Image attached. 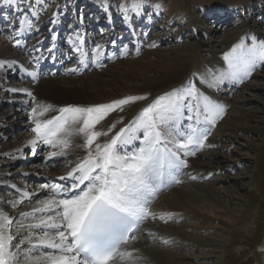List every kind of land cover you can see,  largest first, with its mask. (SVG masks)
I'll return each instance as SVG.
<instances>
[{
	"label": "snow or ice",
	"instance_id": "snow-or-ice-1",
	"mask_svg": "<svg viewBox=\"0 0 264 264\" xmlns=\"http://www.w3.org/2000/svg\"><path fill=\"white\" fill-rule=\"evenodd\" d=\"M0 2L9 7L16 5L14 11L20 12L16 37L33 30V18H38V13L29 16L19 8L17 0ZM35 3L43 4L44 0H35ZM118 7L125 23L146 11L145 0H127ZM50 23L55 25L58 20L53 18ZM251 39V45L241 42L225 53L226 69L209 73L201 83L219 88L225 82H242L258 67L264 66V40ZM52 40H56L55 35ZM68 42L75 52L86 55L82 47L84 38L79 32L69 36ZM14 43L20 45L21 41L15 39ZM101 47L96 45L94 59L102 54ZM6 63L0 61V69L5 68ZM79 63L83 64L84 60ZM28 75L34 82L39 78L37 71L28 72ZM7 91L23 92L35 104L31 107V116L35 118L31 131L35 135L28 141L33 149L42 143L59 149L52 152L50 158L63 157L73 147L72 138L82 136L80 147L86 154L59 177L64 183L41 185V188L50 189L51 195L40 207L20 213L26 219L36 213L49 215L35 218L28 224L16 221L13 233L15 218L0 209V264H115L117 260L133 258L134 249H122L130 240L137 239L136 233L146 219L157 218L150 211L152 198L162 185L181 183L178 176L181 169L188 166L185 158L195 155L193 148L205 147L211 134L205 125L215 126L226 112L223 104L201 92L195 81L189 80L180 88L158 96L129 122L119 121L122 126L118 129L112 124L106 131H99L96 125L111 112L146 97L128 96L87 107L67 105L56 110L58 114L40 119L53 110L52 105L37 102L28 89ZM185 121L194 123L185 124ZM101 136L109 138L100 143ZM190 178L196 179L195 176ZM22 202L7 203L16 207ZM158 218L164 219V216ZM22 230L37 231L35 235H21Z\"/></svg>",
	"mask_w": 264,
	"mask_h": 264
},
{
	"label": "rangeland",
	"instance_id": "rangeland-1",
	"mask_svg": "<svg viewBox=\"0 0 264 264\" xmlns=\"http://www.w3.org/2000/svg\"><path fill=\"white\" fill-rule=\"evenodd\" d=\"M123 3H127V0H44L43 4L35 3V0H19L18 5L21 10L27 12L29 15L31 13H38V18H33L35 28L29 31L20 45H15L14 43V40L18 39L15 37V29L18 27L16 21L20 18V12L14 11V8H16L14 5H12L13 8H11L7 14L0 11V16L3 14L7 15V18L3 19V21V17L1 16L2 22H0V27L10 40L8 42L10 45L9 53L15 54L17 61L22 62L30 71H36L39 68V72H42V69L45 67L50 69L59 67L60 70L76 68L77 71L74 72V74H89L94 70L98 71V69L102 72V68L109 70V66L112 64L121 66L120 59L133 61L134 67L138 71L140 69H145L147 71V76L145 77L147 79L137 74L131 75L129 70L123 72L124 74H121V79L124 80L125 78L126 84L130 87L128 88L130 91L124 92L120 94V96L110 99L107 102L61 103L60 107L67 105L87 107L110 103L128 96L146 97V99L131 102L124 105L122 109L111 112L104 119L106 120L105 125L100 124L103 120L96 125V130L99 131H106L112 124H116V127L120 125L119 121L124 120V116H122L123 111L130 113L135 112L131 117L132 120L144 107L152 103L158 96L169 93L173 89L180 88L189 80H194L197 88L206 94V89L198 82L200 79L199 77L203 75L200 69L204 62L210 60L211 57L217 56L223 59L225 53L230 52L234 46L241 42L246 45H251L253 43L251 37H256L257 41L264 40V0H145L146 11L144 14L133 16L129 23H125L123 15L118 7L119 4ZM1 6L4 5L1 4ZM105 9H107V11H105ZM54 13L56 14L55 17L53 16ZM67 17H69L67 19L69 21L66 20ZM53 18L57 19L58 23H63L60 25H58V23L53 25L50 23ZM81 20H83V23H81ZM42 22L45 23L42 24ZM90 22H93V25L89 26L91 24ZM40 28L41 30L43 29L44 32L43 30L40 31ZM133 28L135 29L134 31ZM77 32L87 40H84L82 46L86 54L84 56L75 52L68 42L69 36H73ZM59 34L60 39L58 41L59 45L57 46L59 55L57 60L55 59L56 57H53L55 53L52 51L49 52L48 49L51 48L53 43L52 36L55 35L58 37ZM45 35H49V40L45 39V41H43L44 39L42 37H45ZM39 40H41V42H39ZM113 41H115V43H113ZM96 45L102 46V54L98 59H94ZM152 45L155 46L153 47ZM214 46H216L218 51L212 53ZM146 50L149 52L148 54L145 52ZM37 58H39V61H37ZM81 59L84 60V63L93 65L88 66V69L83 71L82 65L79 63ZM139 59L141 60L140 65L136 62ZM147 59L153 60L154 63H149ZM38 62L39 64L41 63V65L36 68L34 64ZM97 65L99 68L96 67ZM263 68L264 66H260L259 70ZM47 71H49V69L45 72ZM252 73L242 82H235L237 83L238 89L244 82H248V79L250 80L255 77ZM21 78L22 75H20V71L14 69L9 70L6 73V77L3 78L1 82L6 85L7 80L15 82L17 79ZM23 81H25V83H32L28 78H25ZM15 86L17 88H22L19 84ZM221 86L224 91L223 94L221 93L223 96L226 95V92L232 95L236 89V87L229 88L224 85ZM254 96L255 98L250 99L252 102L251 104L254 105V113L257 119L261 121L260 125H263L264 91L257 90L255 94L250 95V97ZM2 102L3 104L0 105V111L5 114L3 126L6 125L7 130L6 133L2 134L1 132L4 130L0 129V139L5 137L7 140H16L19 136L18 132L21 128V120H25V116L28 118L31 116L32 101L26 106H22L16 101L12 102L10 113H6V101L3 100ZM227 110L229 109L227 108L226 111ZM187 123L189 122L185 121V124ZM30 124L32 128L34 122L30 121ZM215 126H212L213 128L210 130V136L216 129ZM207 127L210 128L209 125ZM263 137V129L254 128L247 133H237L236 136L231 139L230 144L232 143V145L227 153L228 155L232 152L233 154H238L237 151L241 154L248 153L247 155L249 158H247L246 154L242 155L241 157L244 159L233 166V169L228 166L221 172L213 171L207 175L208 177L205 181L210 183L218 181L219 179L215 178L221 177L224 174L235 177L245 168L254 175L255 188H250L252 185L248 178L240 180L231 178L226 184H222L225 189L227 188L229 193L232 192V194H234L236 191V193L238 192L241 194L246 199V207H241L240 211L235 210L236 214L240 216V220L235 224L231 221L229 225H224V222L216 220L214 223L216 226H223L227 230L223 231L215 227L217 233H220L219 236H216L219 238V241L214 240V242L219 244L217 246L218 252L212 253L206 248V251L203 253L207 255V258L205 257L207 261H203L202 264H264ZM81 138L83 140L82 136ZM108 138L109 137L101 136L98 142L103 143ZM260 139L263 141H261L262 143L258 147L248 146L249 141L250 143H256ZM42 146L43 144L40 143V147L35 151H33L30 146L25 147L20 153L18 161L8 166L3 165L1 169H5L8 172H15V170L22 169L27 165H33L39 161H43L47 164L51 162L50 164H55V169L67 173L68 170L75 165L69 154L64 157L59 156L50 158L49 154H44L46 148H42ZM193 150L195 151L194 156L202 152L200 148H193ZM33 153L36 155H32ZM84 154H86L85 150ZM250 156L254 158H250ZM186 168H188V166ZM184 169L185 168L181 169L180 174L184 175ZM16 176L17 179L25 180L26 182L29 180L23 175L15 172L13 178ZM186 181L187 180H184L183 183H186ZM31 183L32 185L27 191L32 194L39 184V181H32ZM8 190L12 191V189H9L7 186H0V193H7L6 191ZM223 194L224 193L221 192L219 196L223 201H226L230 208L233 207V202H238L236 199L228 198V196L224 197ZM34 197L35 196L31 198ZM35 198L36 199L32 200L23 197L22 206L18 207V210L36 202L38 197ZM162 203L163 199H161L159 203L156 202L155 199V201L151 202L150 211L156 214L157 209ZM158 219L159 218L152 219L149 217L146 219L145 225H143L146 226L153 222L160 221ZM225 220L228 222L227 219ZM162 221L164 224H170L172 226L178 225V223L170 222V220ZM22 222L28 224L31 220H24ZM12 231L14 230L12 229ZM30 231L33 232L34 230ZM186 231L189 232L188 230ZM138 234L136 236H138ZM173 241L177 243L174 239ZM157 244L158 243H156V245ZM193 255H195V253H193Z\"/></svg>",
	"mask_w": 264,
	"mask_h": 264
},
{
	"label": "bare ground",
	"instance_id": "bare-ground-1",
	"mask_svg": "<svg viewBox=\"0 0 264 264\" xmlns=\"http://www.w3.org/2000/svg\"><path fill=\"white\" fill-rule=\"evenodd\" d=\"M18 2L19 0H17V3ZM1 4L3 3H0V11H3L5 14L13 8L11 6L9 9V6H1ZM5 14L1 15L3 17L2 21L7 18V15ZM31 15L32 13L29 16ZM1 16L0 22H2ZM68 18L69 17H67L66 20ZM44 23L45 22H42V24ZM62 23L63 22H59L58 25ZM90 23L91 24L89 26L93 25V22ZM42 30L40 28V31ZM134 30L135 29L133 28V31ZM28 33L29 31L17 38L22 42L23 38H25ZM48 36L45 35V37H42L44 39L43 41L48 39ZM59 39L60 34L56 37V40L53 41L51 46L52 52L55 53V56L53 55V57H56L55 59L57 60L59 55V52H57ZM84 40L86 39L84 38ZM9 41L10 40L0 27V61L7 62L5 64V68L0 69V105L3 104V100L6 101V113L11 112L10 108L12 107V102L16 101L22 106H26L28 103H24V101H28L29 103L32 101V98L26 96L23 92L13 93L7 91V89L10 88H17L15 86L17 84L22 86V88L17 89L30 90L35 96L37 102L53 106L52 111L47 113L44 117H40V119H46L58 114L56 110H58L61 103L64 102L102 103L118 97L124 92H129L130 90L128 88L130 87L126 84L125 78L124 80L121 79V74H124L123 72L126 70H129L131 75L137 74L142 78L147 76V71L145 69H140L138 71L135 69L133 61L123 60L120 58L118 59H120L119 61L122 64L121 66L112 64L109 66V70L102 68V72L98 69V71L94 70L89 74H74V72L69 71L70 69L60 70L59 67H53V69L45 67L42 69L43 71L40 70L42 72H39L38 67L41 63L39 64L38 62L37 64L35 63L34 66L38 68L39 78L34 82L33 78L28 75V72L31 71L28 70L22 62L17 61L15 54L9 53ZM39 42H41V40H39ZM53 44L55 47H53ZM217 51L216 46H214L212 53ZM145 52H147V50ZM148 53L149 52H147V54ZM147 60L149 63H154L151 59ZM13 61L16 63L13 64L11 68H8L7 64L12 63ZM136 62L139 65L141 64L140 59ZM81 65L84 71L88 69V66L93 64L88 65L87 63H83ZM96 67L99 68L98 65ZM259 68L260 67L252 73L255 77L250 80L248 79V82H244L239 89L237 88V83L235 82H225L222 84L229 88L236 87L235 92L232 95L229 92H226V95L223 96L221 95V93L223 94L224 92L222 86L219 88H209L205 83H201V81L204 80L209 73L226 69L224 60L221 57L219 58V56L211 57L210 60L201 65L200 72L203 75L202 77H199L200 79L198 82H200L202 86H204V89H206V95L223 104L225 108H228L229 110L225 112L222 119L216 121V129L211 136L209 135L210 138L208 136V139L205 142V147L200 148L202 152L197 153L196 156H188L185 158L188 162V168L184 169V175L179 174L178 176L179 180L182 179L181 183H168L166 185H162L160 190L152 198L151 202L156 199V202L158 203L161 199H163L162 205L157 209L156 216L158 218L163 215L164 219H158L160 221L153 222L146 226H144V224L139 231L137 239L134 241L130 240L129 243L124 246V249H122H134V257L124 261L117 260L115 264H202L203 261H207V255L203 253L206 251V248L209 249V252H218L217 246L219 244L214 242V240L219 241V238L216 236H219L220 233H217L215 227L223 231H226L227 229L223 226H216L214 223L216 220H219L224 222V225H229L231 221L235 224L240 220V216L236 214L235 210L240 211L241 207H246V199L241 194L238 192L236 193V191L234 193L235 195L232 194V192L229 193L227 188L225 189L222 184H226V182H228L231 178L236 180L248 178L252 185L250 188L253 189L255 188V178L252 172L243 168L242 172L235 177H230L224 174L221 177L215 178L219 179L218 181L207 183L205 180L208 177L207 175L211 172H221L228 166L233 169V166L240 163V161L244 159L241 156L246 153L241 154L239 151H237L238 154H233L232 152L228 155L227 153L232 145V143L230 144L231 139L234 138L237 133H247L254 128L263 129L264 131V122L263 125H260L261 121L257 119L256 114L254 113V105L251 104L252 102L250 100L255 98V96L250 97V95L255 94L257 90L264 91V68L262 70H259ZM14 69L20 71L22 78L17 79L15 82L7 80V84L4 85L3 82H1L2 79L6 77V73L9 70ZM25 69H27V72ZM48 69L49 71L45 72ZM25 78L30 79V82L32 83H25V81H23ZM31 105L32 107L35 106L34 103H31ZM134 114L135 112L130 113L123 111L122 116H124V123L129 122ZM4 119L5 114L0 111V129L4 130L1 132L2 134L6 133L7 130L6 125L3 126ZM34 119L35 118L32 116H30V118L25 116V120H21V128L18 132L19 136L16 140H7L5 137L0 139V186H7L9 189H12V191H6L7 193H0V209H3V211L8 213L11 217L15 218L12 228L14 230L13 233L16 232V221L22 222L30 219V223H32L35 218L50 214L36 213L34 217H28L27 219L20 215L21 212H31L34 207H40L41 204L51 195L50 189L41 188V185L52 184L53 182L64 183L59 180V177L66 174L63 173L62 170L55 169V164H50L51 162L47 164L43 161L15 170L16 173L29 179L27 182L25 180L17 179V176L13 178L15 172H8L5 169H1V166L3 165L8 166L9 164L18 161L22 150L25 147L30 146L28 145V141L34 138L35 135L31 131L32 128L30 121L34 122ZM262 119H264V115L262 116ZM105 121L106 120H103L100 124L105 125ZM188 122L194 123L190 121ZM121 126V124L118 125L117 129ZM207 126L208 125H205V127ZM209 126V129L211 130L213 127L211 125ZM261 141L263 140L260 139L256 143H250L249 141L248 146L258 147L262 143ZM72 142L73 147L67 151V154H69L72 157L71 160L76 163L80 157L85 155L84 149L80 147V145L83 144V140L81 136H76L72 138ZM38 147H40V143H38L34 149L32 147V150L35 151ZM42 148H46L44 154H49V157L52 152L59 151V149L52 148L51 146L44 144ZM32 155L36 154L33 153ZM247 158H249L248 155ZM250 158L254 157L250 156ZM191 176H195L196 179H191ZM184 180H187L186 183H183ZM32 181H39V184L34 189V193L32 192L31 194L27 190L32 185ZM12 185H15L16 187L13 188ZM221 192L224 193V197L228 196V198L236 199L238 202H233V207L230 208L226 201H223V199L219 196ZM24 193H28L29 195L25 197L23 195ZM33 196L38 197V200L30 205H26L25 208L22 207L20 210H18V207H21L22 203L17 204L16 207H12L7 203L8 201L13 200L23 201V197L32 200L36 199L35 197L31 198ZM169 214L171 215L169 216ZM225 219H227L228 222ZM162 220H170V222H176L178 225L172 226L170 224H164ZM36 231L37 230H34L33 232L30 230H22L21 235H28L29 233L35 235ZM173 239L177 243H174ZM164 241H167V243ZM156 243L159 245H156ZM43 251H47V249H44ZM193 253H195V255H193ZM38 254L39 253H34L33 255Z\"/></svg>",
	"mask_w": 264,
	"mask_h": 264
}]
</instances>
